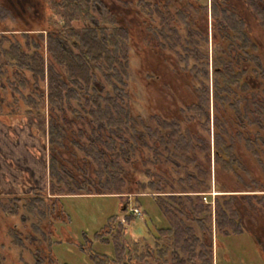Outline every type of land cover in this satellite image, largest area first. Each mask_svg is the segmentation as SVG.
Returning <instances> with one entry per match:
<instances>
[{
  "label": "trees",
  "instance_id": "trees-1",
  "mask_svg": "<svg viewBox=\"0 0 264 264\" xmlns=\"http://www.w3.org/2000/svg\"><path fill=\"white\" fill-rule=\"evenodd\" d=\"M238 7L232 6L228 1L219 7L214 0L213 98L216 115L220 113L218 109L230 106L247 120L249 116L252 117L250 122L257 127L253 131L254 139L249 137L247 140L258 148L249 153L256 157L262 174L255 176L229 150L221 122L218 124L219 134L215 140L216 165L219 173L227 172L236 178L238 171L244 172L248 190H264V62L260 64L261 67L255 65L257 61L252 50L257 49L256 43L242 35L243 23ZM76 11L81 12L78 9ZM131 11V20L124 16V22L110 23V34L97 21L77 27L65 23V30L60 31L58 41L57 52H60L54 53L48 48L47 65L41 36L36 37L35 33H4L10 30L25 31L29 28L0 22V121L5 122L19 115L25 117L34 129L43 133L47 116L50 194L54 196L47 197L45 192L38 190L21 204L20 199L7 202L0 199L1 212L11 216L17 214L19 209H24L28 215L36 217L38 223L44 218H50V221L65 220L67 216L60 204L59 195L144 191L143 182H138L137 189L130 190V173H143L144 127L143 117L130 95L128 65L130 57L135 55L143 66L146 61V48L157 59L155 63L166 67L173 79L177 76L183 78L182 84L186 87L184 97L188 94V101L178 115L158 117L160 127L165 130V139L161 143L165 145L167 153L165 161L168 178L174 179V173L179 167L185 174L184 178L198 181L196 184H201L207 178L209 169L195 155L192 141V138H196L200 147L207 132L210 103L208 34L205 22L201 19V16L206 18L207 8L202 4L189 8L177 6L176 3L169 7L135 0ZM47 27L39 29L49 32ZM62 33L70 35L69 44L66 43L69 48L67 55L70 57L61 52V48L65 47ZM131 50L133 54L130 53ZM244 50L245 54L242 52ZM230 54L232 60L228 64L227 58ZM244 61L247 65L250 64V72L256 76L262 74L261 86L253 88L243 80L246 72L242 65ZM94 68H99L104 76L105 83H101V88L90 83ZM68 113L74 114V118L81 123L84 120L80 116L84 115L90 129L98 130L95 131L96 135L101 134L103 138L101 147L90 139L82 147L79 146L81 160L74 164L66 161L63 156V152L68 150L65 142L68 133L64 120L73 121L66 119ZM187 122H193L195 129L189 128ZM81 130L79 128L78 132ZM70 152L74 154L72 149ZM168 178L167 181H170ZM217 182L220 180L217 179ZM155 191L167 192L164 188H155ZM182 202L175 196L158 200L160 208L174 222L179 214H187ZM190 203L189 214L192 219L199 225L206 222L203 212L208 210L207 206L200 199L190 200ZM240 204L242 205L235 197L218 203V225L231 224L235 232L240 230L232 222L240 219L237 214ZM242 207L246 213L264 218V194L247 195ZM27 218L24 215L23 221ZM125 232V226L118 224L115 231L109 227L96 233V240L113 241L115 245L113 257L89 250L97 264H163L167 262L164 259L170 257L172 264H176L175 260L180 255L175 247H180L184 255L192 257L194 254L186 253L191 249L186 241L191 236L193 241H200L193 232L180 227L158 229L153 236L154 242L151 243L145 237L128 242L124 238ZM9 233L12 236L11 244L18 245L22 233L13 228ZM41 236L49 246L53 243L49 234L43 232ZM24 239H31V233L24 234ZM201 246L200 256L210 255L205 245ZM29 252L33 257L32 264H57L49 252L41 248L40 242L34 249H29Z\"/></svg>",
  "mask_w": 264,
  "mask_h": 264
},
{
  "label": "flooded vegetation",
  "instance_id": "flooded-vegetation-1",
  "mask_svg": "<svg viewBox=\"0 0 264 264\" xmlns=\"http://www.w3.org/2000/svg\"><path fill=\"white\" fill-rule=\"evenodd\" d=\"M135 0H0V22H4L9 26H25L29 30H10L4 33H35L36 37L42 38L43 41V51L45 53V61L49 58L48 48L54 53L57 52L59 48L58 41L60 40V31L65 30V23L72 24L75 27L84 25L87 23H92L97 21V23L104 25L106 27L105 31L110 34L112 26L110 23L113 21L124 22L127 18L130 19L132 14L131 8L134 6ZM226 1H228L232 6L238 7L240 10V16L242 17L243 29L242 35L249 37L256 43L257 49L252 50V53L256 57L255 65L261 67V63L264 62V0H215L216 5L220 7ZM146 3L154 4L160 3V5H165L172 7L174 4L177 6L183 5L189 8L197 6L199 4L205 5L207 8L206 18L201 16L203 22L206 25V31L208 34V54H209V72H210V103H209V114L207 123V132L205 133L206 139L198 147V141L196 138H192L193 144L195 146V155L201 159L205 167L209 169V174L205 181H201V184H196L194 179L187 180L184 178L185 174L182 169L177 168L174 173V179L168 178L167 174V164H166V151L165 145L161 142L165 139V130L160 127L159 116L167 117L171 114H176L180 112L183 108L184 103L188 101V94L184 97V89L186 87L182 84L183 78L177 76L173 79L171 74L168 73L166 67L155 63L157 59L149 48H146L144 54L146 55V61H144L143 66L140 65L142 73L138 70L140 82L143 87L144 94L147 96V109L146 111H140L143 117V127H144V137H143V155H144V166L143 173L138 171L130 173L129 182L132 186L130 190L137 189L138 182H143L145 189L143 192H131V193H113V194H102V193H90V194H65L59 195L60 204L63 209L61 199L64 197L73 196H113L118 197L121 213H124V218L119 221V217L110 218L109 222L104 225L99 231L108 229L112 227L115 231L118 228V224H123L125 230L127 227L124 224L125 219L127 222L135 221L137 217H143L147 213L146 209L140 206V198L144 196L151 197L158 208H160L158 200L160 198H165L169 196L177 197L178 201H183L182 203L186 207L185 213L189 214V208L191 207L190 200L200 199L201 203L207 206L208 210H205L204 216H206V222L199 225L194 221L189 215H178L175 222L171 220L167 214L160 208L164 216L167 218L169 224L167 226L161 227L159 229H166L180 227L182 229L189 230L193 232L200 241H193V236H191L186 243L190 245L191 249L186 251V253L194 254V256L189 257L184 255L180 247H175V250L180 255L175 261L176 264H264V218L260 215H250L246 213L242 208L243 202L247 195H263L264 190L252 189L248 190L246 188L247 177L242 171H238V178L233 174L227 172H218V167L216 165V147L215 140L216 136L219 134L218 124L223 123L224 136L226 145L229 147L231 152L236 154L240 163L244 167H248L252 170L255 176H260L262 171L260 169V164L257 163L256 157H254L249 152L258 148L257 146L251 144L247 138L252 137L254 139L253 131L256 129L257 125L253 124L251 121V116L248 120L245 116H240L234 109L230 106H225V108L218 109L219 115H216L214 98H213V72L212 67V12L214 7V0H145ZM163 2V4L161 3ZM170 3V5L168 4ZM80 10L78 12L76 10ZM81 13V14H80ZM126 16V18L124 17ZM121 17V20L120 18ZM72 18V19H71ZM179 22L180 19H179ZM202 23V22H201ZM45 26H48V30L44 31ZM181 30V29H180ZM63 43L65 47L61 48L63 55L69 53V33H62ZM148 38L150 35H147ZM69 37V38H68ZM62 45V44H61ZM63 47V46H62ZM77 50V49H74ZM245 54V50L242 51ZM133 54V51H130ZM231 53V51H230ZM135 55L130 57L128 65V86L130 95L134 98L132 92L131 83V60ZM252 57V55H251ZM231 54L227 58L228 64L231 63ZM45 67L47 68V66ZM244 67L245 74L242 77L249 86L257 88L262 85L263 77L262 74L256 76L249 71L250 64L247 65L246 61L242 63ZM101 65H99L100 67ZM134 68V67H133ZM64 69V65L62 67ZM261 70V68H260ZM92 80L91 84H96L101 88V83H105L104 76L99 68H94L92 70ZM189 83V82H187ZM106 85V84H104ZM169 87H166V86ZM136 104V103H135ZM138 108V104H136ZM249 109H251L249 107ZM66 119L73 121L67 122L64 120L67 135L66 145L68 150L63 152V156L66 161L72 164L76 161L80 162L81 153L78 151L79 146H83L87 143L88 139L98 147L102 146L103 138L100 135H96L94 129H90L86 122V117L84 115L80 116L84 122L81 123L80 120L74 118V114H66ZM248 117V116H247ZM164 118V119H165ZM183 124L181 123V126ZM187 126L192 130L195 129V124L193 122H187ZM82 128L80 132L78 129ZM18 129H21L19 131ZM260 130V128H259ZM16 139H9L16 146V149H12V145H2L1 140L3 135L8 138L12 135ZM28 137H34L38 141V145H29ZM72 149L73 153L70 152ZM203 149L204 151H200ZM18 152L22 151L23 154L19 157L18 161H15L13 156L8 155V152L12 151ZM8 151V152H7ZM30 153L31 155H29ZM205 154V155H204ZM76 155V156H75ZM44 168V173L43 169ZM50 142H49V132H48V118L46 116V123L44 132L34 129L32 124L25 117L16 116L5 122L0 121V199L4 202L20 199V203L28 197L33 196L35 191L41 190L45 192L47 197H54L50 194ZM196 172V169L194 168ZM32 172H39L38 177H33ZM139 173V174H138ZM171 176V175H170ZM167 178L170 181H167ZM217 179L220 182H217ZM155 188H164L167 192H157ZM173 188V189H172ZM230 197L237 198L240 204V211L237 214L240 216L238 221L234 220L240 228L235 232L230 224L218 225V203H222ZM137 200V201H136ZM130 206V207H129ZM136 209V212L134 211ZM64 211V209H63ZM2 216L6 217L7 220V234L10 238V244L12 241V236L10 235V229L13 228L17 232L22 233V239L18 241V245L12 246L17 251L19 261L22 259L26 260L27 264L33 263V257L29 249H34L36 244H39L43 250L49 252L52 259H55L51 252V245L54 242H59L60 238L57 237V223H68L69 216L64 211L67 219L52 220L42 219L38 223V219L31 215H28L24 209H19L17 214L8 216L1 212ZM260 214V213H259ZM27 216L26 221H23V216ZM194 216V214H193ZM12 218L19 220L18 223H13ZM126 222V223H127ZM180 223V225H179ZM40 229V230H39ZM47 233L50 235L53 243L49 246L46 240H43L41 233ZM51 232V233H49ZM248 233L251 236L252 248L254 256H248L247 260H244L243 253L240 249L231 247L232 235ZM31 233V239L25 240L24 234ZM68 240L71 238L68 236ZM147 240V238H146ZM111 242L107 241L106 243ZM147 242H154V238L151 237ZM27 243V245H26ZM92 244L91 240H88L84 245H78L82 250L86 247L90 248ZM210 251L209 254H203L200 256L199 247L201 245ZM235 251V255H232V251ZM26 252L29 255V259L25 257ZM239 253V255H237ZM256 256V257H255ZM259 256V257H258ZM260 259V261H259ZM56 260V259H55ZM150 260V259H149ZM166 263L172 264L171 257L165 258ZM178 261V262H177ZM184 261V262H183ZM165 262V261H164ZM57 264H60L57 262Z\"/></svg>",
  "mask_w": 264,
  "mask_h": 264
},
{
  "label": "rangeland",
  "instance_id": "rangeland-1",
  "mask_svg": "<svg viewBox=\"0 0 264 264\" xmlns=\"http://www.w3.org/2000/svg\"><path fill=\"white\" fill-rule=\"evenodd\" d=\"M131 64L133 101L138 104V109L145 112L148 102L138 74V70H141L140 59L134 56ZM119 200L118 197L113 196H73L61 199L63 209L69 216V222L56 224L57 237L60 238V241L51 245V252L58 263L97 264L89 250L113 257L115 252L114 242L106 243L96 240L95 235L109 222L111 217L115 218L118 216L119 220H117V223L124 218L125 215L121 213ZM139 203L143 209L147 210V213L141 218L137 217L133 222L131 220L127 222L125 219L124 224L128 230L125 232L124 238L128 242L139 237H145L150 240L151 237L156 235L159 228L169 224L167 218L151 197H141ZM7 220L0 213V264H27L24 259L19 261L17 255L19 249L10 244V238L7 234ZM10 220L19 225L18 219L12 218ZM68 236L71 241L68 240ZM251 239V236L246 232L232 235L231 247L240 249L244 260H247L248 256H254ZM88 240L92 241L91 247H86V250H82L78 245H84ZM232 252V255H235V251L233 250ZM24 253V256L29 259V255L26 252ZM219 264L223 263L220 262Z\"/></svg>",
  "mask_w": 264,
  "mask_h": 264
},
{
  "label": "crops",
  "instance_id": "crops-1",
  "mask_svg": "<svg viewBox=\"0 0 264 264\" xmlns=\"http://www.w3.org/2000/svg\"><path fill=\"white\" fill-rule=\"evenodd\" d=\"M19 131H21V129H18ZM15 131H12L11 133H12V135L11 136H9V138L6 136V135H3V139L1 140V144L4 146V145H6V144H8V145H12V149H16L15 147L16 146H14L13 144L15 143V141L14 142H11L9 139H13L14 137H13V133H14ZM15 139V138H14ZM16 140V139H15ZM28 140H29V145H35L34 146V149H35V147L38 145V141L33 137H28ZM8 152V151H7ZM23 154V152L22 151H20V150H18V152H17V150L15 151H12V152H8V155H10V156H13L14 157V159H15V161H18V159H19V157L21 156ZM29 155H31L30 153H28ZM42 169H43V173H44V168L42 167ZM40 175V173L39 172H36V173H34V172H32V176L34 177H38ZM34 177V178H35Z\"/></svg>",
  "mask_w": 264,
  "mask_h": 264
},
{
  "label": "built area",
  "instance_id": "built-area-1",
  "mask_svg": "<svg viewBox=\"0 0 264 264\" xmlns=\"http://www.w3.org/2000/svg\"><path fill=\"white\" fill-rule=\"evenodd\" d=\"M134 211L136 212V209Z\"/></svg>",
  "mask_w": 264,
  "mask_h": 264
}]
</instances>
